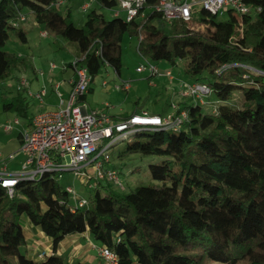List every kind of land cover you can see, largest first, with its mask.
Here are the masks:
<instances>
[{
  "label": "trees",
  "instance_id": "16d2710c",
  "mask_svg": "<svg viewBox=\"0 0 264 264\" xmlns=\"http://www.w3.org/2000/svg\"><path fill=\"white\" fill-rule=\"evenodd\" d=\"M95 1L106 9L119 5L118 0ZM62 2L0 0V83L24 63L4 46L11 32L27 41L20 25L26 8L46 34L76 44V64H68L75 69L72 86L78 82L76 68H85L90 77L79 101L93 91L90 84L106 65L121 75L122 42L129 34L138 36L146 61L177 66L185 60L192 84L208 86L220 103L206 112L210 94L203 103L183 95L186 102L171 114H187L180 127L140 130L123 140L119 156L162 157L150 164L152 178L161 185L120 193L111 189L113 181L99 180L83 207L56 174L22 182L13 197L0 186V264H69L57 252L66 237L78 234L113 251V264H264V0H247L248 14H232L217 24L216 15L204 10L201 23L213 25L212 34L192 30L182 19L169 22L156 10L160 0H145L129 22L120 14L108 20L94 9L83 28L59 11ZM28 88L18 87L16 97L2 101L5 110L30 126L38 113L29 115ZM236 89L243 93L241 107L224 103ZM18 139L22 143V133ZM107 170L119 175L115 167ZM27 224L51 243L52 253L44 259L29 252Z\"/></svg>",
  "mask_w": 264,
  "mask_h": 264
},
{
  "label": "rangeland",
  "instance_id": "374dc122",
  "mask_svg": "<svg viewBox=\"0 0 264 264\" xmlns=\"http://www.w3.org/2000/svg\"><path fill=\"white\" fill-rule=\"evenodd\" d=\"M86 5L90 7L85 8ZM194 7L196 10L195 20L188 22V26L192 30L212 34L214 32L213 25L201 23V17L204 16L202 5L197 4ZM58 9L65 16L69 14L78 28L85 26L88 14L94 9L108 20L114 17L116 11L120 12L122 18L127 17V12L122 10L119 5L112 9L101 8L95 0H63ZM22 12L24 20L20 21V25L26 32L27 41L23 42L14 32H11L4 50L24 63L13 68L11 77L0 83V155L1 159L7 161L6 164L12 172L18 171L25 159L24 153L21 152L18 135L28 125V120L16 117L13 111L5 110L2 98L10 101L16 97L18 87H21V81L26 80L29 85L31 84L26 93L30 102V117L35 115L40 107H45L48 111L58 110L59 97L50 98V96L45 95L43 97L44 103H41L33 95L44 89L41 85L46 79L50 80L49 78L54 77L56 81L63 82L73 78L75 69L68 64L74 63L79 56L75 43L69 42L62 36L54 37L50 33L46 34L44 27L35 21L33 13L26 8ZM232 14L239 18V14L236 12L228 11L212 16V21L217 24L231 18ZM138 43V36L125 35L122 42L121 75L113 67L106 65L101 74L90 84L93 91L87 93L88 104L101 109L103 113L109 116H116L117 118L129 116L138 108L148 109L151 112L148 113L151 115L161 114L163 117H168L172 110L171 103L176 105L182 102L180 105H183V102H186V99L180 95L181 82L193 83L195 79L184 72L185 60H180L177 66H172L164 61H146L138 51ZM147 62L156 66L159 74L152 76L147 68L143 72L137 71L138 67L146 66ZM52 64L56 66V69H52ZM167 71L171 72L172 80L165 75ZM254 73L257 72L254 71ZM203 78H206V75H203ZM104 81L108 83L106 86L102 84ZM124 82L129 84L128 90L120 87L118 90L114 89L115 86H121ZM205 100L208 103L204 108L206 112L212 111L214 106L220 103L214 93L205 97ZM243 100L242 91L236 89L232 99L224 103L241 107ZM16 120L19 121V124L15 123ZM8 125H12L11 130L6 129ZM132 138L133 136H131ZM106 143L104 142V145H107ZM126 143L127 141H120L107 150L110 159L104 167H115L119 172L121 181L120 185L110 182L111 189L120 193H130L139 186L161 185V182L152 178L150 164L159 162L162 157L140 153L119 156V153L125 149ZM10 155H14V159H10ZM58 179L65 188L73 187L78 199H90L94 193V189L85 185L86 183L80 177L75 176L74 172H65ZM102 193L105 194L104 189H102ZM26 234L29 241V252L51 251L41 240L35 239L34 236L30 237L32 231L27 226ZM93 242L98 247H102L101 243ZM22 251L24 252L25 248H22ZM91 254L96 255V252L91 250Z\"/></svg>",
  "mask_w": 264,
  "mask_h": 264
},
{
  "label": "built area",
  "instance_id": "2783aa9c",
  "mask_svg": "<svg viewBox=\"0 0 264 264\" xmlns=\"http://www.w3.org/2000/svg\"><path fill=\"white\" fill-rule=\"evenodd\" d=\"M145 0H118L122 10L127 12L126 20H133L138 14V8ZM201 4L203 10L217 15L234 11L240 15L248 14L251 10L247 0H160L156 10L162 13L169 22L182 19L186 22L193 20V9ZM258 10H261L260 8ZM119 11L114 13L118 16ZM20 20H24L21 15ZM76 64V61L74 62ZM56 68L52 64V69ZM147 68L151 75L158 73V68L147 62L146 66L137 68L142 72ZM78 82L73 87L69 100L65 102L61 94L59 109L56 111H42L32 120L31 125L22 132L21 152L25 159L18 171L8 169L7 161L0 155V186L7 190L10 197L17 193V187L22 182H36L45 174L62 177L65 172H74L87 186L93 188L99 180H110L121 184L120 177L115 170H107L105 163L109 162L110 156L107 150L116 143L123 141L140 130L149 129H176L180 127L187 114L181 112L177 116L162 117L151 115L148 111L134 113L122 120H115L106 113L97 110H87V106L79 101V98L87 92L90 77L85 68H76ZM167 76L171 77L168 72ZM103 84H106L104 81ZM22 87L28 86L26 80L21 81ZM127 90L129 84L124 82L116 88ZM211 90L201 83H194L183 93L184 96H194L203 103V97L209 95ZM46 91L42 89L34 96L43 102ZM15 123H19L18 120ZM7 130L12 125L6 126ZM107 142V145H104ZM10 159L14 155H10ZM67 191L76 199L73 187ZM79 207L87 204L86 199L78 202ZM52 251H42L37 254L38 259H44ZM99 255L105 264H113L116 255L103 246L99 249Z\"/></svg>",
  "mask_w": 264,
  "mask_h": 264
},
{
  "label": "crops",
  "instance_id": "0c3cea01",
  "mask_svg": "<svg viewBox=\"0 0 264 264\" xmlns=\"http://www.w3.org/2000/svg\"><path fill=\"white\" fill-rule=\"evenodd\" d=\"M54 69H56V68H54ZM168 72H170V71L166 72V74H165L166 76H167ZM167 77H169V76H167ZM169 78L171 80L173 79L172 78V74H171V77H169ZM49 79L50 80H47V79L44 80V82L41 85L46 91L45 95L46 96H50V98H52L53 96L59 97L58 93L60 92L61 96L64 97L63 99L65 100V102H67L69 100L71 91L73 89L72 84H73V81H74V77L71 78L69 81L64 80L63 82L56 81L54 77H51ZM107 84L108 83L106 82V84H103V86H106ZM191 84L192 83L185 82V81L181 82L180 85L182 86V89L180 91V95L182 97H184L183 93L186 91V86H189ZM30 85H29V87H30ZM117 86H119V85H117ZM114 89L118 90L120 88H116V86H115ZM88 100L89 99H88V96H87L81 102L82 104H85L87 106V110L93 109V110H97L99 112H103L101 109L94 108V107L90 106V104H88ZM174 104L175 103H171V107H172L171 114H173L174 110L179 108V105H180V103H178L176 105H174ZM136 110H137V112H135ZM136 110L132 114L139 113L141 111L150 112L148 109H145V108H138ZM42 111H48V110H46L45 107H42V108L40 107V109L38 110V112H36V114L40 113ZM171 114H169V115H171ZM157 115L161 116V114H157ZM129 116L125 115V116H123L121 118H117L116 116L115 117L111 116V117H113L115 120H122V119H125V118L129 117ZM28 127L29 126L27 125L24 129H26ZM27 227L32 231V234L30 236L31 238H32V236H34L35 239L41 240L42 243H44L47 246V249L51 250V243H50L49 239L46 236H44V234L42 232H40L37 229L33 228L29 224H27ZM100 248L101 247H98L97 245H95V243L89 237L88 234H78V235H72V236L66 237L63 240V242L61 243L57 254L58 255H63L64 257H66L69 264H74L77 261L82 262L84 264H105L104 259L102 257H100V255H99V249ZM91 250L95 251L96 255H92L91 254ZM30 254L34 255L35 253L34 252L33 253L30 252Z\"/></svg>",
  "mask_w": 264,
  "mask_h": 264
},
{
  "label": "water",
  "instance_id": "95a60500",
  "mask_svg": "<svg viewBox=\"0 0 264 264\" xmlns=\"http://www.w3.org/2000/svg\"><path fill=\"white\" fill-rule=\"evenodd\" d=\"M258 72H261V71H258ZM261 73H264V72H261Z\"/></svg>",
  "mask_w": 264,
  "mask_h": 264
}]
</instances>
